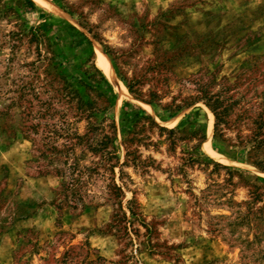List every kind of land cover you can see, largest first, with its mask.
Here are the masks:
<instances>
[{"label":"rangeland","instance_id":"obj_1","mask_svg":"<svg viewBox=\"0 0 264 264\" xmlns=\"http://www.w3.org/2000/svg\"><path fill=\"white\" fill-rule=\"evenodd\" d=\"M47 3L0 0V264H260L264 0Z\"/></svg>","mask_w":264,"mask_h":264},{"label":"trees","instance_id":"obj_2","mask_svg":"<svg viewBox=\"0 0 264 264\" xmlns=\"http://www.w3.org/2000/svg\"><path fill=\"white\" fill-rule=\"evenodd\" d=\"M24 3H25V6L27 7V9H29V10H36L37 9V6L33 0H24ZM207 105L209 107L211 106L210 103H208ZM221 115L216 114L217 125H219V122L221 120V118H220ZM162 129H164V128H162ZM105 139H106V142L109 140L111 141V139L108 136H106ZM100 146L102 147V148H100L101 150H105L107 148V143H101ZM132 214L135 215L134 212H132ZM244 221H245V218L241 216L238 218V220L229 222L228 226L232 230V232L235 233L239 230V228H241L244 225ZM254 228L256 230V235H255V239L253 241H250L248 239H242V238H231L230 241L233 242L234 246L236 245V246L241 247L242 258L244 260H246L248 263L254 262V263H260L261 264V262L264 260V255H263L264 250L260 249L259 246L264 241V225L261 224V222H258L255 224ZM72 253H74V252H72ZM87 264H94V263L88 262Z\"/></svg>","mask_w":264,"mask_h":264},{"label":"bare ground","instance_id":"obj_3","mask_svg":"<svg viewBox=\"0 0 264 264\" xmlns=\"http://www.w3.org/2000/svg\"><path fill=\"white\" fill-rule=\"evenodd\" d=\"M34 2H36L39 6L41 7H46L48 6L47 4V0H33Z\"/></svg>","mask_w":264,"mask_h":264}]
</instances>
